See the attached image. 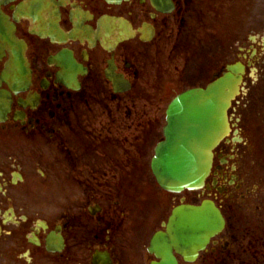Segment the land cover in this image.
Returning a JSON list of instances; mask_svg holds the SVG:
<instances>
[{"label": "flooded vegetation", "instance_id": "af4514ba", "mask_svg": "<svg viewBox=\"0 0 264 264\" xmlns=\"http://www.w3.org/2000/svg\"><path fill=\"white\" fill-rule=\"evenodd\" d=\"M204 3L0 0V264H161L155 236L176 208L205 201L225 230L194 262L172 250L177 263L261 264L264 214L247 234L235 228L256 200L239 123L215 149L200 200L163 190L152 170L171 101L229 65L187 74L175 64Z\"/></svg>", "mask_w": 264, "mask_h": 264}, {"label": "water", "instance_id": "95a60500", "mask_svg": "<svg viewBox=\"0 0 264 264\" xmlns=\"http://www.w3.org/2000/svg\"><path fill=\"white\" fill-rule=\"evenodd\" d=\"M245 66L230 65L204 89H190L178 95L167 111L165 140L155 151L153 173L168 192L200 190L211 174L215 148L229 135L228 111L241 92ZM225 228V219L212 202L177 208L168 234H158L152 252L161 264H177L172 250L195 261L212 237Z\"/></svg>", "mask_w": 264, "mask_h": 264}, {"label": "rangeland", "instance_id": "374dc122", "mask_svg": "<svg viewBox=\"0 0 264 264\" xmlns=\"http://www.w3.org/2000/svg\"><path fill=\"white\" fill-rule=\"evenodd\" d=\"M204 1L195 26L200 29L196 32L198 36L191 29L189 35L184 36V41L174 48L173 54L175 64L179 66L178 71L187 64V74L199 70L201 66H207V73H212L218 67L214 66L216 59L224 66L240 61L242 56L246 57L247 61H243L247 63L244 85L229 115L231 122L234 120L239 123L242 129L244 145L241 149L244 158L241 164L256 194L253 209L235 221V228L247 234L252 229L250 217L264 214V0ZM197 37L202 39V44L194 41ZM252 38L255 41H251ZM173 95V92L168 93L160 104V135L166 105ZM201 196L199 191H195L191 192L190 197L198 201ZM244 249L245 258L249 262L251 250L247 242L244 243ZM256 259L264 264L262 254H257Z\"/></svg>", "mask_w": 264, "mask_h": 264}]
</instances>
